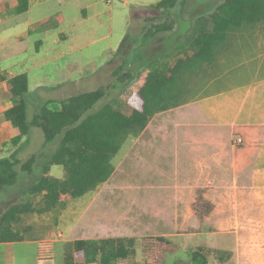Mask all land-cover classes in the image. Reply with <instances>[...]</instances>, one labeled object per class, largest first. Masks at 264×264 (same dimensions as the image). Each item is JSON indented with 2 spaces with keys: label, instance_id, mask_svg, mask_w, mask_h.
Returning a JSON list of instances; mask_svg holds the SVG:
<instances>
[{
  "label": "rangeland",
  "instance_id": "374dc122",
  "mask_svg": "<svg viewBox=\"0 0 264 264\" xmlns=\"http://www.w3.org/2000/svg\"><path fill=\"white\" fill-rule=\"evenodd\" d=\"M159 1L46 0L42 12L53 18L57 27L33 36L30 41L42 42L43 50L68 53L69 56L29 74L31 94L24 97L28 117L39 110L44 100L66 98L101 87L106 89L104 101H111L116 110L127 111L124 100L118 98L122 88L144 67L151 69L158 55L169 52L174 55L176 51L188 49L193 30L198 31V19L213 12L223 0H185L179 11L165 18L176 32L169 39L146 43L148 38H142L140 33L144 34L161 19V13L151 9ZM59 33L65 40L53 45L52 39ZM120 66L123 69L116 74ZM124 72L127 76L121 80L120 75ZM202 73L204 71L189 81L187 97L202 89L198 80ZM82 74L86 75L83 79ZM80 78L77 87L67 89L65 93L59 90L63 81ZM34 95L43 101L35 103ZM134 138L129 136L112 159L114 172L105 183L79 198H65L61 208L40 212L37 208L41 205V196H30L24 191L39 180L42 166L56 150L57 142L44 145L41 130L31 128L18 156L25 160L36 154L34 172L31 175L19 173L16 184L3 189L0 216L13 205L29 202L33 212L20 215L19 222L14 225L23 235L50 233L54 238L128 237L137 240L145 236H162L179 248L168 255L166 264H193L195 252L206 259V264H264V178L248 181L247 191L259 196L250 211L228 204L216 213L199 191L194 194V202L191 197L183 201L182 195L175 193L182 179L157 177V171L151 168L159 163L157 159L153 163L146 157L136 164L131 145ZM170 148L161 147L167 156L171 155ZM51 174L63 176L56 167ZM164 181L169 190L162 189ZM28 251H32V246ZM136 252L140 259L139 246Z\"/></svg>",
  "mask_w": 264,
  "mask_h": 264
},
{
  "label": "crops",
  "instance_id": "0c3cea01",
  "mask_svg": "<svg viewBox=\"0 0 264 264\" xmlns=\"http://www.w3.org/2000/svg\"><path fill=\"white\" fill-rule=\"evenodd\" d=\"M45 1L28 0L27 10L18 13L17 0H0V71L7 77L25 75L29 84L31 72L69 56L43 50L42 42L30 41L57 27L55 20L42 12ZM160 18L153 25L165 22L164 17ZM168 24V30L146 36L151 25L140 36L148 38L146 43L150 44L169 39L177 29ZM197 24L199 31L201 25ZM193 31L188 49L174 55L160 54L148 69L165 74L186 51L195 50L192 38L198 31ZM62 39L65 37L59 33L52 44L57 45ZM203 71L198 76L202 88L199 93L191 94L183 105L156 114L132 140L134 160L137 164L146 157L153 163L157 159L159 163L151 166L157 177L182 179L175 193L182 195L183 201L191 197L194 202V194L199 191L216 213L228 204L250 211L259 196L247 191L248 181L264 178V22L233 29L217 49L215 61ZM82 76L83 79L86 75ZM123 76L127 74L124 72ZM82 79L65 80L59 90L77 87ZM28 93L31 94L29 88ZM34 99L35 103L43 101L38 95ZM12 106L6 82H0V158L13 152L10 141L19 135L18 129L3 116ZM237 138L241 139L239 144L235 142ZM24 141H20V146ZM161 147H171V155L167 156ZM162 189H170L165 181ZM73 229L74 226L69 231ZM19 234L21 240L0 242V264H63L66 245L80 239L54 238L50 233ZM74 264L91 263L76 260Z\"/></svg>",
  "mask_w": 264,
  "mask_h": 264
},
{
  "label": "trees",
  "instance_id": "16d2710c",
  "mask_svg": "<svg viewBox=\"0 0 264 264\" xmlns=\"http://www.w3.org/2000/svg\"><path fill=\"white\" fill-rule=\"evenodd\" d=\"M185 0H160L151 9L159 11L164 19L179 11ZM28 0H17L16 11L25 12ZM152 25L146 36L166 31V21ZM200 30L192 38L195 50H188L165 74L148 68L140 70L118 94L127 111L116 110L111 101H104L106 89L72 95L61 101H47L30 118L24 100L28 92L25 75L7 77L0 71V82H6L13 106L4 111V119L18 129L19 135L11 139L15 150L0 158V194L5 187L16 184L18 174L31 175L36 154L25 160L19 155L20 141L28 139L31 128L40 129L44 145L57 142L54 153L42 166L39 180L25 189L30 196H41L37 211L47 212L63 207L65 198L76 199L105 183L113 174L112 159L129 136L136 137L158 113L186 103L189 81L211 65L216 52L233 29L264 22V0H223L213 12L202 15ZM123 69L120 66L116 74ZM121 80L125 78L123 73ZM60 168L63 176L51 174ZM31 203L13 205L0 216V242L18 241L21 236L14 225L20 215L33 212ZM137 246L140 259L137 257ZM178 246L162 236L135 238L76 239L64 251V263L76 260L91 264H166L168 255ZM200 258L201 260H198ZM193 264H206L199 253H193Z\"/></svg>",
  "mask_w": 264,
  "mask_h": 264
},
{
  "label": "built area",
  "instance_id": "2783aa9c",
  "mask_svg": "<svg viewBox=\"0 0 264 264\" xmlns=\"http://www.w3.org/2000/svg\"><path fill=\"white\" fill-rule=\"evenodd\" d=\"M235 142H236V144H239L241 142V139L240 138H237Z\"/></svg>",
  "mask_w": 264,
  "mask_h": 264
}]
</instances>
